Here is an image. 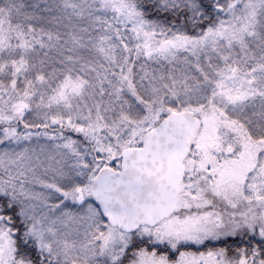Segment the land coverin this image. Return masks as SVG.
Masks as SVG:
<instances>
[{"label": "snow or ice", "instance_id": "1", "mask_svg": "<svg viewBox=\"0 0 264 264\" xmlns=\"http://www.w3.org/2000/svg\"><path fill=\"white\" fill-rule=\"evenodd\" d=\"M0 264H264V0H0Z\"/></svg>", "mask_w": 264, "mask_h": 264}]
</instances>
